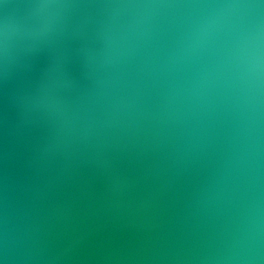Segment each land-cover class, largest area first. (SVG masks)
Segmentation results:
<instances>
[{"label": "water", "instance_id": "obj_1", "mask_svg": "<svg viewBox=\"0 0 264 264\" xmlns=\"http://www.w3.org/2000/svg\"><path fill=\"white\" fill-rule=\"evenodd\" d=\"M0 264H264V0H0Z\"/></svg>", "mask_w": 264, "mask_h": 264}]
</instances>
